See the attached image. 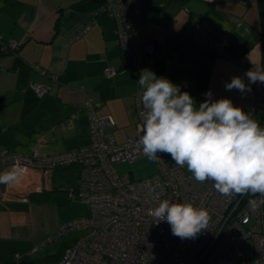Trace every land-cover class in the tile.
Segmentation results:
<instances>
[{
	"label": "crops",
	"instance_id": "1",
	"mask_svg": "<svg viewBox=\"0 0 264 264\" xmlns=\"http://www.w3.org/2000/svg\"><path fill=\"white\" fill-rule=\"evenodd\" d=\"M79 1L0 0V44L9 40L20 44L17 52H0V151L54 155L87 145L85 99L93 104L96 116L111 119L103 130L117 144L136 139L140 133L134 93L141 75L137 70L165 77L183 92L192 82L193 68L179 59L178 50L195 41L208 44L195 30L196 24L216 38L226 34L224 50L231 57L216 56L209 63L205 83L202 77L199 80L202 102L211 91L213 100L228 98L247 110L264 86L257 81L244 93L225 88L233 77L248 85L245 73L254 65L264 67V0L249 5L235 0H144L132 54L118 44L115 21L104 12L77 10ZM144 42L160 49L162 57L145 58ZM190 56L195 61L196 55ZM106 68L116 73L107 76ZM33 84L47 85L50 92L38 98ZM7 168L1 166L0 172ZM72 171L77 178L76 167L44 174L28 169L19 184L0 185V264H46L60 259L70 244H44L50 231L38 235L32 220V203L37 201L31 196L52 193L57 189L55 177L69 179Z\"/></svg>",
	"mask_w": 264,
	"mask_h": 264
},
{
	"label": "built area",
	"instance_id": "2",
	"mask_svg": "<svg viewBox=\"0 0 264 264\" xmlns=\"http://www.w3.org/2000/svg\"><path fill=\"white\" fill-rule=\"evenodd\" d=\"M92 1L98 3L93 13L104 12L115 21L118 44L132 54L144 0ZM235 1L249 5L253 0ZM87 29L88 26L82 32ZM195 30L203 32L198 24ZM226 42V34H219L207 46L218 57L230 59L224 50ZM19 46L16 40L2 41L0 52H17ZM142 51L145 58L163 55L150 42L143 43ZM137 72L140 75L142 70ZM115 73L114 69H105L107 76ZM31 87L38 98L50 92L44 84ZM142 91L139 85L134 93L139 128L143 124ZM85 108L90 136L87 145L54 155L0 151V167L18 164L43 174L58 168L78 169L77 184L71 191L89 204V215L62 222L58 232L45 243L73 231L85 232L64 249L58 261L46 264H264V206L254 210L249 204L250 199L259 200V195L222 196L213 181L196 182L186 166H177L165 153H157L161 160L154 161L157 170L147 178L133 180L130 174L120 175L117 163L147 157L138 144L139 136L117 144L113 135L103 130L106 124H112L111 119L96 116L88 99ZM243 111L264 127V86L257 90L252 106ZM165 199L206 209L210 216L208 228L195 238L174 236L166 221L157 224L150 215V210ZM247 242L252 244L251 254L245 251Z\"/></svg>",
	"mask_w": 264,
	"mask_h": 264
},
{
	"label": "clouds",
	"instance_id": "3",
	"mask_svg": "<svg viewBox=\"0 0 264 264\" xmlns=\"http://www.w3.org/2000/svg\"><path fill=\"white\" fill-rule=\"evenodd\" d=\"M245 75L248 85L233 77L226 90L244 93L257 81L264 84V67L254 65ZM138 83L144 109L138 144L149 160H161L157 153L169 154L177 166L187 167L196 182L213 181L222 196L259 195L249 204L254 210L264 206V127L258 121L228 98L213 100L211 91L197 107L187 91L148 69L142 70ZM25 172L13 164L0 172V185L19 184ZM150 215L157 224L166 221L181 239L195 238L210 221L206 209L166 199Z\"/></svg>",
	"mask_w": 264,
	"mask_h": 264
},
{
	"label": "rangeland",
	"instance_id": "4",
	"mask_svg": "<svg viewBox=\"0 0 264 264\" xmlns=\"http://www.w3.org/2000/svg\"><path fill=\"white\" fill-rule=\"evenodd\" d=\"M156 7L159 9L158 5H156ZM197 61L199 60L197 59ZM188 66L189 68H193V72L191 74L192 82H190L191 84H187L184 91H187L194 98L195 103L198 106L202 102L200 98L202 90L198 87L199 80L202 77V83H205V74L208 66L207 64H200L198 62H195L194 65L189 64ZM198 66H200V68ZM115 168L120 175L130 174L133 180L147 178L153 175L157 170L154 161L149 160L148 157H142L130 163L119 162L115 165ZM76 174L78 178V169ZM74 176L73 171L69 179L66 176L60 178L59 175H57L54 180V185L57 189L50 194V198L44 201L32 203V220H35L33 225L35 226L39 236H44L49 231L52 234L49 233L46 236H53L60 228L58 221L62 219L86 217L89 215V204L85 200L76 196L75 193L71 191L73 188L69 189V187H75L77 184V178ZM61 183L62 186L60 185ZM84 232L85 231L82 230L73 231L63 236H59L49 243H45V240L47 239L46 237L43 242L46 245H56V247H58L62 241L72 245ZM245 251L248 254L252 253V244L250 242L246 243Z\"/></svg>",
	"mask_w": 264,
	"mask_h": 264
},
{
	"label": "trees",
	"instance_id": "5",
	"mask_svg": "<svg viewBox=\"0 0 264 264\" xmlns=\"http://www.w3.org/2000/svg\"><path fill=\"white\" fill-rule=\"evenodd\" d=\"M98 3L94 2L92 0H80L78 3L75 4V8L77 10H91L93 11L96 9ZM202 37L199 31L197 33L200 35L205 42L210 41L211 39H216V36H213L212 34L206 32L205 30L202 29ZM199 42V41H198ZM198 42H192L189 45L183 46L181 49H179V59H182L183 61L185 60L188 62V64L194 62H200L203 64L209 65L213 61V59L217 56L215 52L207 46V43L204 44L203 46L201 43ZM193 53L196 55L195 61L191 58L190 54ZM197 59L199 61H197ZM51 192L49 191H41L36 194H32V198L35 199L37 202L39 201H44L50 198Z\"/></svg>",
	"mask_w": 264,
	"mask_h": 264
}]
</instances>
